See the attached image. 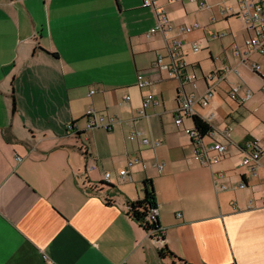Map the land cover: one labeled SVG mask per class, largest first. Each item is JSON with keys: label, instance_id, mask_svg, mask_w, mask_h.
I'll return each instance as SVG.
<instances>
[{"label": "crops", "instance_id": "0c3cea01", "mask_svg": "<svg viewBox=\"0 0 264 264\" xmlns=\"http://www.w3.org/2000/svg\"><path fill=\"white\" fill-rule=\"evenodd\" d=\"M156 22L142 0H0V264H174L159 259L163 245L186 264H264V159L253 171L239 166L247 142L264 148V56L252 53L245 64L226 59L208 75L221 72L215 84L201 73L199 93L210 89L213 97L224 84L218 96L228 99L234 85L247 88L240 71L260 67L247 80L252 97L222 115L225 131L212 125L209 100L195 107L211 142L226 149L217 163H201L184 133L192 121L174 124L179 87L175 105L164 108L159 77L166 72L152 70L161 56L157 36L146 37ZM244 38L233 43L242 47ZM187 67L194 73L199 64ZM138 75L152 86L137 88ZM152 88L159 99L139 118ZM159 108L175 130L139 123ZM89 109L119 122L110 131L86 130ZM130 131L140 134L136 140ZM142 138L160 144L145 147ZM120 171L131 181L120 180ZM106 173L113 189L100 185ZM144 180L155 192L157 239L126 215L127 204L142 199Z\"/></svg>", "mask_w": 264, "mask_h": 264}, {"label": "built area", "instance_id": "2783aa9c", "mask_svg": "<svg viewBox=\"0 0 264 264\" xmlns=\"http://www.w3.org/2000/svg\"><path fill=\"white\" fill-rule=\"evenodd\" d=\"M178 0H168L169 3H175ZM190 3L194 4L197 11H204L211 9L208 0H188ZM225 0H222V3ZM158 0H142L143 8H151L154 10L156 17V25L150 29L146 37H150L154 34L161 33L166 48L168 51L169 63L163 64V59L161 56H158L154 67L159 68L161 71L168 73L172 76L179 84V91H177L176 99V110L174 113V124L176 126H181L184 120H191L193 117H197L195 112V107L204 108L208 105V100L212 97V92L208 89L204 95L200 97H195L193 95L187 96L183 90V86L186 84L194 83L197 80V77L194 73L189 74L187 71V65L182 59V46L181 41L182 36L189 35L193 32H201V37L203 35L204 29L197 23L192 26H183L176 29H173L169 16L165 13L162 7L157 6ZM237 5L236 13H231L228 18L236 17L240 18L244 24V34L245 38L243 41V46L240 47L236 43L231 45L232 54L238 60L240 64H245L252 53H257L264 56V0H235ZM227 12H231V9L222 10V15ZM227 18V17H226ZM211 23H214V18L211 19ZM176 31L175 36H169V33ZM226 34H215L212 36L213 39L220 40L225 37ZM201 37L199 39H201ZM191 49L193 53H198L199 49L195 44V41L190 42ZM249 69L253 74H259L260 67L255 63L249 64ZM205 81L208 84H215V81L223 80L221 72H214L210 76L204 77ZM137 88L146 89L152 86L151 82L144 78L142 75L137 76ZM242 90L241 85H234L231 87L227 93V98L229 101L236 104H240L248 101L252 97V92L248 88H244L242 97L240 96V91ZM262 93L264 95V85L262 87ZM92 94V92H91ZM129 98L126 97L125 101H128ZM151 94H148L144 97L141 103V107L137 112L139 118L146 117V110L149 106L156 104ZM213 114L208 116V120L213 118ZM85 119L87 121L86 130H92L97 128H102L105 131H110L113 129V126L116 125L119 121L114 116H103L97 114L93 109H89L85 114ZM205 122V121H204ZM206 123V122H205ZM207 124V123H206ZM72 127L69 126V129ZM184 133L189 137L195 157L202 163L207 162L217 163L222 157L226 156L225 146L219 143H204L203 139L199 140L197 134L193 128L184 129ZM140 134L136 131H132L129 134V141H134ZM222 136H227L226 133H222ZM213 137V133L209 134V137ZM141 144L145 147L156 148L159 146V142L150 141L147 138L141 139ZM244 153L239 166L247 167L253 171V167L258 164L261 159H264V148L259 145L257 140H252L247 142L244 147L241 149ZM214 153L215 157L209 158V153ZM138 159H133L130 165L137 164ZM96 169L95 164L90 162L87 164L86 170L93 171ZM158 169H162V165L158 166ZM120 180L128 179L131 181V178L128 176L126 171H120L118 174ZM222 177V175H220ZM110 174L106 173L103 176V182L109 184ZM239 188H243V185L240 184ZM225 187L221 186L219 191H224ZM179 217V215H178ZM149 220L156 219V209L152 210L148 215Z\"/></svg>", "mask_w": 264, "mask_h": 264}, {"label": "rangeland", "instance_id": "374dc122", "mask_svg": "<svg viewBox=\"0 0 264 264\" xmlns=\"http://www.w3.org/2000/svg\"><path fill=\"white\" fill-rule=\"evenodd\" d=\"M208 3L211 7L209 10L197 11L194 4L190 3L188 0H183L182 2L170 4L164 7L165 13L169 16L171 21V26L173 29L183 27V26H192L193 24H199L204 31L201 37V32H193L189 35L182 36L180 39L183 43L182 53L186 56L183 57L185 64H199V68L193 71L197 76V82L194 84H186L183 86V90L187 96L193 95L195 97L204 95L205 92L199 93L201 86H204V82L201 80V73L206 77L208 76L214 69L222 67L223 64L226 63V59L231 62L234 60L232 51L230 50V46L233 44V41H241L244 37V24L240 18L231 17L225 20V17H229L231 13H236L237 5L235 0H225L222 3V0H208ZM166 4V0H159L157 6H163ZM218 5V6H217ZM226 9H231V12H227L222 15L220 11H224ZM214 18L215 22L211 23V19ZM176 31L169 33V36H175ZM215 34H226L221 40H212V36ZM157 41L155 44L156 53L160 54L164 57L163 63L169 62L168 51L166 48L165 41L162 37L161 33H157ZM201 37V39H199ZM207 40H211L210 43H207ZM195 41L199 52L193 53L191 49L190 42ZM221 41V42H220ZM228 55L226 57L224 52ZM209 53H212V61L209 58ZM219 54H223L219 57ZM236 62V61H235ZM215 65V66H214ZM154 71H159V68L153 67ZM248 70V69H247ZM245 69L240 71L241 79L245 86L249 88L252 92V88L249 85L248 81L251 77V71H247ZM189 74H192L190 67L187 68ZM163 80L164 84H162V94H163V102L164 108L166 111L175 105V89L179 87V84L171 77L167 76L165 73H161L159 80ZM173 80V81H171ZM169 81V82H168ZM230 81L236 82L238 84H242L240 80L235 78L234 76H230ZM225 86L224 84H222ZM220 85L218 88L223 90L224 88ZM205 87V86H204ZM219 89L216 90V93L213 95L211 99H209V108L212 109L216 113L215 122L212 125L215 128H218L220 131H225L226 126L223 123L222 115L224 113L229 112L230 108L235 107L232 102L226 99L225 95L222 94L221 98L218 96L220 94ZM151 94L155 98L159 99V96L155 93V91L150 89L148 92L146 90V94ZM128 95L131 99L136 98L138 95L136 89L129 90ZM158 108V107H156ZM160 112L149 115L147 119H142L139 123H150L152 127H154L157 131H160V121L161 124H164V129L170 132L169 126L172 124L173 129L175 130V126L172 123V120L169 117H166L162 113V109L159 108ZM207 110V109H206ZM204 110V112L206 111ZM222 111V113H221ZM246 114V113H245ZM112 116V115H111ZM233 117H236V114H232ZM252 116V115H251ZM249 116V117H251ZM132 117V116H129ZM119 120H124V118H118ZM236 119V118H235ZM241 121V120H240ZM168 123V125H167ZM185 125L189 126L188 122H185ZM168 126V127H167ZM131 132V131H130ZM221 140V139H220ZM204 143H212L209 137L203 139Z\"/></svg>", "mask_w": 264, "mask_h": 264}, {"label": "trees", "instance_id": "16d2710c", "mask_svg": "<svg viewBox=\"0 0 264 264\" xmlns=\"http://www.w3.org/2000/svg\"><path fill=\"white\" fill-rule=\"evenodd\" d=\"M192 124L199 140L209 137V134L212 132L208 124H206L199 117H193ZM100 185L106 187L107 189H113L111 185L105 183H100ZM139 189L143 197L141 200L129 202L127 204L126 215L151 238H160L161 228L157 222V219H154L153 221L148 219L150 212L156 209L155 192L151 180H144L141 182ZM157 255L161 260L168 259L174 264H186L183 260L174 256L164 245L157 250Z\"/></svg>", "mask_w": 264, "mask_h": 264}]
</instances>
